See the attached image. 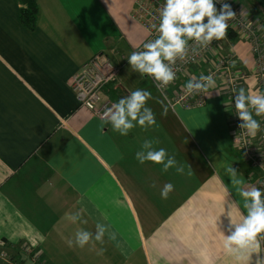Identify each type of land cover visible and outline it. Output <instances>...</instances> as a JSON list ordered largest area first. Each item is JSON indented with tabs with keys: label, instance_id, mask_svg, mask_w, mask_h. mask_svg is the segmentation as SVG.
Segmentation results:
<instances>
[{
	"label": "crops",
	"instance_id": "obj_1",
	"mask_svg": "<svg viewBox=\"0 0 264 264\" xmlns=\"http://www.w3.org/2000/svg\"><path fill=\"white\" fill-rule=\"evenodd\" d=\"M238 2L260 22L264 41V0ZM135 3L37 0L36 27L28 29L21 0H0V254L26 264L21 247L28 245L40 264H264V245L240 260L223 247L229 220L245 212L226 168L237 170L245 189L256 187L233 143L223 76L204 105L175 104L189 79L229 55L247 73L241 88L259 94L250 44L239 33L227 36L163 94L127 60L148 38L132 18ZM99 52L121 65L103 97L116 102L148 90L155 125L120 135L79 105L71 78ZM146 139L175 156L184 172L138 163L135 153ZM166 183L174 187L163 199ZM77 212L73 223L67 216ZM97 222L109 226L102 242L69 246L78 229L95 234ZM0 264L14 262L0 255Z\"/></svg>",
	"mask_w": 264,
	"mask_h": 264
},
{
	"label": "clouds",
	"instance_id": "obj_2",
	"mask_svg": "<svg viewBox=\"0 0 264 264\" xmlns=\"http://www.w3.org/2000/svg\"><path fill=\"white\" fill-rule=\"evenodd\" d=\"M217 4L220 5L219 9ZM234 17L235 13L226 0H163L159 23L152 26L157 33L155 39L145 42L142 50L133 51L127 56L131 70L163 84L172 82L175 79L172 65L178 57H184L189 41L207 46L213 40L223 38L229 21ZM214 83L211 75H201L189 79L185 89L189 94L201 93L214 86ZM150 97L148 90L135 89L106 108L102 119L111 125L113 131L125 136L136 126H153L156 124L155 114L146 104ZM233 99L237 110L235 114L241 119L240 127L255 136L261 129V122L254 118L253 112L257 117L264 115V93L252 95L241 88ZM135 158L140 164L148 161L159 164L165 172L173 167L177 173L184 172L183 165L177 162L175 156L169 155L165 148H154L152 140L143 141ZM226 172L237 186L236 191L242 198L245 212L238 221L229 220V234L224 237L223 247L240 260L246 252H256L260 241L264 240V188L245 189L241 186L243 181L237 178L235 168L229 166ZM173 187L172 183L164 184L160 189L161 198L167 199ZM67 218L76 223L80 220V213L69 214ZM108 229L107 224L97 222L95 234L86 229H78L74 241L69 239L67 243L69 246L75 243L84 247L93 238L102 242Z\"/></svg>",
	"mask_w": 264,
	"mask_h": 264
},
{
	"label": "built area",
	"instance_id": "obj_3",
	"mask_svg": "<svg viewBox=\"0 0 264 264\" xmlns=\"http://www.w3.org/2000/svg\"><path fill=\"white\" fill-rule=\"evenodd\" d=\"M226 2L231 5L235 17L229 21L226 35L223 38L213 40L207 46H201L194 41H189L184 57H178L172 65L175 72V79L172 82L163 84L150 77L163 94H167L169 87L191 66L209 54L214 53L230 31L239 33L249 42L250 51L254 57L253 74L257 79L259 92L264 93V41L261 24L248 11L236 4L235 0H226ZM162 6L163 0H136L132 18L148 32L146 42L155 39L157 35L152 26L159 23V10ZM216 6L219 9L220 5L217 4ZM136 50H142V45L133 49V51ZM235 61L236 58L233 55L219 57L204 75H211L214 82L220 75L223 76L224 91L229 97L234 146L241 152L242 161L248 167L247 180L254 183L256 187L264 188V115L257 118L261 122V129L255 136H251L247 129L240 127L241 119L235 114L237 110L235 109L233 98L234 94L241 89V84L247 77V73L238 72ZM120 71L121 65L113 62L105 52L96 53L90 60L85 62L71 78V89L79 105L89 110L93 116L102 119L106 108L115 103L113 100L103 97V90L117 82ZM207 91L189 94L184 87L177 93L175 104L184 108L202 106L206 103ZM260 244L263 246L264 240L260 241ZM21 248L29 257V261L26 264L41 263L39 252L34 251L28 245H23ZM0 255L9 259L12 263L14 262V264H19L6 253H1Z\"/></svg>",
	"mask_w": 264,
	"mask_h": 264
},
{
	"label": "trees",
	"instance_id": "obj_4",
	"mask_svg": "<svg viewBox=\"0 0 264 264\" xmlns=\"http://www.w3.org/2000/svg\"><path fill=\"white\" fill-rule=\"evenodd\" d=\"M24 7L20 11V21L28 29H34L38 20L37 0H21ZM230 38L236 37L235 31L228 32Z\"/></svg>",
	"mask_w": 264,
	"mask_h": 264
},
{
	"label": "rangeland",
	"instance_id": "obj_5",
	"mask_svg": "<svg viewBox=\"0 0 264 264\" xmlns=\"http://www.w3.org/2000/svg\"><path fill=\"white\" fill-rule=\"evenodd\" d=\"M235 3H236V4H238V5L240 6V4H239L238 0H236V1H235Z\"/></svg>",
	"mask_w": 264,
	"mask_h": 264
}]
</instances>
